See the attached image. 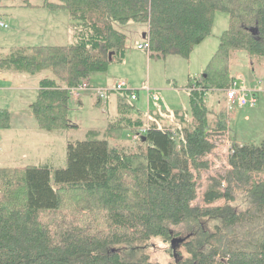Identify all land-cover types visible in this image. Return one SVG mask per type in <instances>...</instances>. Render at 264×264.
Instances as JSON below:
<instances>
[{"label": "trees", "instance_id": "obj_1", "mask_svg": "<svg viewBox=\"0 0 264 264\" xmlns=\"http://www.w3.org/2000/svg\"><path fill=\"white\" fill-rule=\"evenodd\" d=\"M9 2L0 0V17ZM23 5L65 10L73 29L69 45L10 47L0 54V72H50L39 78L30 105L42 130L72 126L68 88L122 63L126 34L116 24L143 23L149 56L185 58L210 34L217 11L228 15V26L202 73L186 85L188 111L157 106L147 118L141 111L132 117L129 90L115 91L117 116L84 139L68 141L64 166H0V264H152L151 241L182 235L174 230L181 225L194 234L178 264H264V138L256 145L231 142L227 170L210 178L204 205L192 204L216 146L213 137L227 130L233 53L264 59V0ZM208 92L222 94L218 106L207 102ZM10 119L0 108V129L9 128ZM141 129L138 139L122 142L125 132ZM200 221L213 222L212 230Z\"/></svg>", "mask_w": 264, "mask_h": 264}, {"label": "rangeland", "instance_id": "obj_2", "mask_svg": "<svg viewBox=\"0 0 264 264\" xmlns=\"http://www.w3.org/2000/svg\"><path fill=\"white\" fill-rule=\"evenodd\" d=\"M45 0H10L9 6L4 9L1 18L7 23L0 27V54L5 53L10 47L22 48L35 45H65L68 44L67 36H63L62 25L65 20V10H49L34 6L23 5L26 2L41 5ZM58 1V0H48ZM33 7V8H32ZM228 26V15L217 11L211 32L206 36L188 58L169 54L166 56H149L148 49H138L137 44H143L142 37L146 26L143 23H128L115 28L126 34V57L123 63H112L106 71L90 74L92 84L105 86L125 80V88L135 92V99L130 100V93L126 99L135 105L131 111L135 115L137 109L147 117V109L189 110L188 92L186 85L193 81L204 70L212 54L218 47L219 35ZM18 29V31L16 30ZM231 74L246 88H251L255 97L253 104L249 102L239 105L237 101H224L227 107V130L222 134L214 135L215 148L207 156L209 168L201 170L197 183V197L193 205H204L203 193L210 182V178L224 174L227 170L226 157L231 142L238 144H259L264 138V59L250 58L244 51L233 53ZM50 72L36 74L0 72V108L10 111V127L0 129V166H20L25 164L50 163L54 166L65 165L66 145L68 141L82 140L90 129H103L108 121L116 115L115 102L109 103V109L95 103L96 97L91 94H81V103H77L67 114L72 126L64 131L42 130L36 124L32 115L30 103L35 98L34 81L45 77ZM148 89V90H146ZM129 92V91H128ZM93 94V93H92ZM149 95L148 99L147 96ZM158 100H154V96ZM218 92H208L207 102L219 105L222 99ZM75 99L69 97L70 100ZM147 101L149 105L147 106ZM148 107V108H147ZM159 109V107H158ZM137 116V115H136ZM132 116V117H136ZM122 142H127L132 135L125 132ZM124 133V134H125ZM218 200L215 204H222ZM207 230H212L213 222L200 221ZM186 226V225H185ZM178 226L175 231L187 234L189 226ZM176 231V232H177ZM189 236V235H188ZM148 250L152 264H174L171 255L170 240L163 241L157 238L151 241ZM175 251V250H174ZM186 257L184 246L180 249Z\"/></svg>", "mask_w": 264, "mask_h": 264}, {"label": "built area", "instance_id": "obj_3", "mask_svg": "<svg viewBox=\"0 0 264 264\" xmlns=\"http://www.w3.org/2000/svg\"><path fill=\"white\" fill-rule=\"evenodd\" d=\"M0 26L6 27V25L3 22H0ZM138 48L148 49L149 48L148 41L145 40L143 44H139ZM125 86H126V82L123 80H120L119 82H117L116 84L108 88H94L87 81L82 80L76 86L68 88V95L71 98H77L81 94V92L88 90V89L90 90L94 89L100 98H105L106 94L109 92L129 90L131 99H135L136 97L135 92L132 89L125 88ZM251 93H253V90L251 88L248 89L245 86H243L242 82H239L237 78H234L231 86L225 89L226 99L232 102L237 101L239 105H245L248 102L250 104H253L255 101V97ZM143 131L144 129H141L138 132L134 133L132 135V138L138 139L140 134H142Z\"/></svg>", "mask_w": 264, "mask_h": 264}, {"label": "crops", "instance_id": "obj_4", "mask_svg": "<svg viewBox=\"0 0 264 264\" xmlns=\"http://www.w3.org/2000/svg\"><path fill=\"white\" fill-rule=\"evenodd\" d=\"M29 7V6H28ZM35 7V6H34ZM37 7V6H36ZM33 8V7H32ZM38 8H46V9H49L50 10V8H47V7H38ZM52 10V9H51ZM63 15L65 16L64 18H65V20H64V23H63V25H62V31H63V36H67L66 38H69L68 39V44H65V45H69V44H71L72 42H73V29H72V27H71V25H70V23H71V21H70V19H69V16H67V14L66 13H63ZM0 22H3L6 26H7V23H5V21H4V19L3 18H1L0 17ZM0 27H3V26H0ZM17 31H18V29H16ZM145 33H146V31L144 32L143 31V33H142V37L144 38V35H145ZM138 45L139 44H137V48H138ZM138 49H141V48H138ZM143 49V48H142ZM125 57H126V53H125ZM124 60H125V58H124ZM123 60V61H124ZM123 61H122V63H123ZM8 73H10L11 75H13V74H16V73H14V72H8ZM85 81H87L92 87H94V88H108V87H111V86H113L114 84H116L117 82H115V83H107L105 86H101V85H96V84H92L91 83V81H90V79H87V80H85ZM123 81H125V80H123ZM39 79H37L36 81H34V85L33 86H31L32 87V89H34V92H35V98H36V96H37V93H38V91H39V89H40V87H39ZM146 90H148V89H146ZM93 93V94H92ZM81 94H91V95H94L95 97H96V101H95V103L96 104H98V105H102V106H104L105 108H107V109H109V103H111L112 105H113V102L112 101H114L115 102V109H116V115H114V116H117V112H118V104H119V94L117 93V92H109V93H107L106 94V97L105 98H100L99 96H98V94H97V92L94 90V89H88V90H85V91H83V92H81ZM81 94L77 97V98H75V99H72V100H70V102H69V106H70V109L74 106V105H76L77 103H81V99H82V97L80 98V96H81ZM148 97H149V95L147 96V99H148ZM155 98H154V100H158L157 99V96L155 95L154 96ZM35 98L33 99V101L35 100ZM101 99V101H99L100 99ZM32 101V102H33ZM32 102L30 103V105L32 104ZM147 103H148V101H147ZM149 105V103L147 104V106ZM159 107V106H158ZM31 108V107H30ZM148 108V107H147ZM32 110V109H31ZM138 111H139V109H137ZM154 110V109H153ZM174 110H176V109H169V111L170 112H173ZM137 111V112H138ZM150 111H152V109H147V112H146V114H148V112H150ZM150 114H152V113H150ZM32 115H34L33 114V112H32ZM130 116H136L135 115V113L133 114V112L132 113H130L129 114ZM113 116V117H114ZM33 118H34V116H33ZM147 118V117H146ZM108 123H110V120L108 121ZM36 124H38L37 122H36ZM2 149V148H1ZM0 149V150H1ZM0 154H2V152H0ZM1 162V161H0Z\"/></svg>", "mask_w": 264, "mask_h": 264}, {"label": "flooded vegetation", "instance_id": "obj_5", "mask_svg": "<svg viewBox=\"0 0 264 264\" xmlns=\"http://www.w3.org/2000/svg\"><path fill=\"white\" fill-rule=\"evenodd\" d=\"M193 234V232H187V234L185 235H178L170 240V244L173 249L171 255H173L174 257L175 264H178L183 261V255L181 254L180 249L184 246V244L189 238L193 237Z\"/></svg>", "mask_w": 264, "mask_h": 264}, {"label": "water", "instance_id": "obj_6", "mask_svg": "<svg viewBox=\"0 0 264 264\" xmlns=\"http://www.w3.org/2000/svg\"><path fill=\"white\" fill-rule=\"evenodd\" d=\"M253 32H255V29L253 30ZM144 37H145V35H144Z\"/></svg>", "mask_w": 264, "mask_h": 264}]
</instances>
